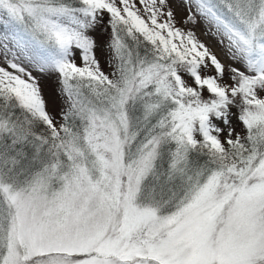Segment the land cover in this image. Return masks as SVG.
I'll return each mask as SVG.
<instances>
[{
  "label": "snow or ice",
  "instance_id": "snow-or-ice-1",
  "mask_svg": "<svg viewBox=\"0 0 264 264\" xmlns=\"http://www.w3.org/2000/svg\"><path fill=\"white\" fill-rule=\"evenodd\" d=\"M0 26V264H264V0Z\"/></svg>",
  "mask_w": 264,
  "mask_h": 264
},
{
  "label": "rangeland",
  "instance_id": "rangeland-1",
  "mask_svg": "<svg viewBox=\"0 0 264 264\" xmlns=\"http://www.w3.org/2000/svg\"><path fill=\"white\" fill-rule=\"evenodd\" d=\"M0 30H2V26H0ZM202 39L204 38V37H201Z\"/></svg>",
  "mask_w": 264,
  "mask_h": 264
}]
</instances>
